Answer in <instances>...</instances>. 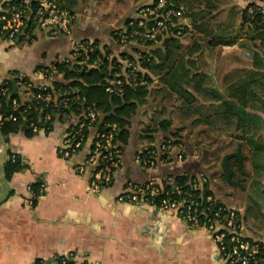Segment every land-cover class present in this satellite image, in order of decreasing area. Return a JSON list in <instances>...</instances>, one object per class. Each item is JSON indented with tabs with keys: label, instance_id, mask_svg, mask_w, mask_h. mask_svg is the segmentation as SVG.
<instances>
[{
	"label": "crops",
	"instance_id": "0c3cea01",
	"mask_svg": "<svg viewBox=\"0 0 264 264\" xmlns=\"http://www.w3.org/2000/svg\"><path fill=\"white\" fill-rule=\"evenodd\" d=\"M52 1L75 17L73 38L98 41L112 51V56H118L139 49V46H116L111 39V31L124 19L133 16L139 6L154 0ZM209 1L216 9L204 13L207 18L198 23L211 34L205 36L195 31L191 20L186 17L189 31L180 40L183 46H189L194 38H203L206 42L214 35L230 37L232 33L230 35L227 26L235 25V34L242 31L241 10L250 0L206 2ZM217 18L218 21H215ZM35 36V41L28 45L18 42V39L12 42L8 38H0V80L14 71L30 73L40 64L50 65L70 51V39L47 37L43 31H36ZM243 36H239L231 45L209 47L202 43L196 61L202 64L209 50L219 48L223 52L216 59L222 64L219 68L210 67L211 61L207 62V66L199 64L197 72L207 75L212 84L215 75L219 78L222 74L224 78L231 71L230 66L226 67L229 62L237 72L238 69H248L250 72L246 76L264 73V69L252 66L256 49L252 48L251 51L250 68H243L241 61L234 58L237 55L233 56V64L228 59L229 55H225L224 49L232 48L243 54V43L247 41ZM251 44H256V39ZM257 52L264 64V54ZM237 79L240 81L243 78ZM237 79L229 85L221 79L222 84L216 80V86L208 84L206 88L226 97V90L230 86L235 87ZM148 88L150 91L145 102L137 107L130 120L129 137L123 146L120 166L108 183L100 184L95 194L89 191L88 186L92 168L86 166L82 172L79 171L89 153L88 144L68 159L59 157L57 150L65 131L58 122L47 134L40 132L29 137L24 130L5 137L0 134V264H58L57 257L68 252L74 254V264H225L211 236L203 228L188 227L170 211H161L146 204L117 201L126 187L149 181L159 183L163 180V168L168 167L143 169L138 161L142 150L160 143L162 135L154 131L157 122L162 119L172 121V111L177 112L175 108L178 105L171 100V94L163 98L161 93L165 89H161L163 86L157 77L152 78ZM25 96L28 97L27 94ZM260 97L264 101V95ZM159 112L162 117H158ZM237 132L234 131V134L237 135ZM243 136L244 140L237 142L241 162L236 158L230 159L238 174L232 180L240 184L230 186H243L255 196V200L228 206L221 198V201L218 199L215 185L213 191L219 202L238 211L240 234L248 240L264 244V129L248 130ZM246 138L250 139V143ZM182 142L186 143L184 139ZM13 156H17L23 167L7 179L5 163ZM199 165V159L193 153H188L184 161L174 162L170 166L190 171L196 167L194 170L197 173ZM37 184L39 195L35 196L31 185ZM248 214L254 218L253 224L257 225H249ZM245 224L257 237L244 233Z\"/></svg>",
	"mask_w": 264,
	"mask_h": 264
},
{
	"label": "trees",
	"instance_id": "16d2710c",
	"mask_svg": "<svg viewBox=\"0 0 264 264\" xmlns=\"http://www.w3.org/2000/svg\"><path fill=\"white\" fill-rule=\"evenodd\" d=\"M19 1L0 0V14L7 15L8 11L16 6ZM170 1L175 5L182 4L186 8L184 10L185 17L191 20V26L195 31L205 36L211 34L210 31L198 23V21L207 18V16L203 15L204 13L208 14L216 9L210 1ZM259 2L262 3V0ZM246 7L247 4L241 10L240 26L244 28V32L240 30L241 32L230 37L221 34L214 35L212 39L206 42H204L203 38H194L190 45L185 47L180 41L189 31L185 28L181 35L171 33L148 44H135L139 46V49L120 53L118 56H112V51L100 45L98 41L73 38V23L70 36L57 37L70 39V51L66 56L55 60L50 65L40 64L30 73L11 72L10 76L0 80V134L5 137L20 130H24L25 135L29 137L40 132L47 134L54 123L57 122L64 127L65 132H69L71 129H77L80 124L87 123L85 115L87 108H91L98 115L93 124L90 126L85 124L81 129L83 143L77 152L86 144H88L87 147L90 151L96 141L97 134L111 130L114 135L113 144L120 150L122 156L123 146H125L129 137L130 120L135 115L137 107L145 102L150 91L148 86L152 83V78L156 77L163 86L161 89H165L161 93L163 98H168L169 94H171L174 96L171 100L178 103L176 109L180 121L188 120L192 125L204 122L208 128L213 127L215 122H226L235 130V127H240L241 122L248 119L245 114V108L252 98V96L250 97L251 87L258 84L256 78L259 74H248L238 81L235 87L230 86L226 90V97H224L222 93L206 88L211 79L207 75L197 72V61L195 58L202 50V43H206L209 47L231 45L241 35H244L243 37L251 42L255 39L264 40V20L262 16L254 13L252 17L248 18ZM125 21L126 19L123 22ZM123 22L118 26L122 25ZM36 31L42 32L43 30H36L29 23L24 32L27 38H23V35L21 38L14 37L11 41L15 42L18 39V42L28 45L35 41ZM43 33L49 37L46 31H43ZM113 34L114 29L110 33L112 41L114 38ZM0 38L3 39L4 36ZM77 42H83V46L75 51L74 45ZM114 44L118 47L130 45ZM257 51L253 54L252 66L255 69H264V64ZM123 61H131L140 66L141 71L136 74L138 85L135 87L125 86L121 95L108 94L104 90L105 79L115 74H121ZM38 69L51 72L50 75L47 74L48 79L46 81L41 77L32 75ZM141 81H144L145 84H139ZM27 85H30L29 89ZM41 86H44L46 92L50 94L51 100L49 102L37 101L25 96L28 91L36 94L42 89ZM131 99L134 101H131ZM207 102L208 104H206ZM194 103L206 106L207 115L202 116L199 114L198 110L193 107ZM11 116L15 119L12 120ZM47 116L49 118L46 119ZM148 129L149 127L146 128V131ZM154 131H159L162 135L160 142L166 143L168 141L170 145H179L182 148V161L186 159L188 153H193L192 147L187 143L183 144V139L180 138L179 134L172 133L173 129L171 128L170 120L162 119L158 121ZM177 131H180L179 128ZM230 133V136L238 138L239 141L244 140L243 134L236 135L233 131ZM246 139L250 143V139ZM59 146H61V142ZM146 149L155 155L161 153L159 142L157 146H149ZM147 150L144 149L140 152L138 155L140 160L150 159ZM211 155L215 156V154L206 152L199 160L200 167L198 169L200 170L198 172L202 171L207 177V182L202 185L201 189L205 196L209 194L215 196L213 179L216 174L209 173L207 168L201 167L202 164L208 162ZM22 167L17 156H13V159L10 158L5 163V177L8 179L13 173L20 171ZM194 169L197 168L194 167L191 171L173 166L163 168V180L159 182L163 188L161 196L171 195L175 188L188 190L196 172ZM94 171L95 168H92L91 174ZM31 191L35 196H38L39 184L31 185ZM128 191L129 187H126L125 192L127 193ZM157 199L159 198L157 197L154 201L156 202ZM260 246V253L264 254V244L260 243Z\"/></svg>",
	"mask_w": 264,
	"mask_h": 264
},
{
	"label": "built area",
	"instance_id": "2783aa9c",
	"mask_svg": "<svg viewBox=\"0 0 264 264\" xmlns=\"http://www.w3.org/2000/svg\"><path fill=\"white\" fill-rule=\"evenodd\" d=\"M254 13L260 14L264 20L263 2L250 1L247 3V17H252ZM74 21L73 15L58 8L52 0H20L8 11L7 15L0 14V37L4 36L10 40L14 37L21 38L29 23L36 30L46 31L51 38L68 37ZM185 28L189 29L182 4L175 5L170 0H155L150 4L139 6L133 16L126 18L122 25L114 28L113 41L118 45L148 44L171 33L181 35ZM23 38H27V35ZM82 44L83 42L75 43L74 50L80 49ZM121 71V74L105 79L106 93L121 95L125 86L138 85L136 74L141 71L140 66L131 61H123ZM47 74L50 75L51 72L38 69L32 75L46 81ZM139 84H145V82L141 81ZM27 88L29 89L30 85H27ZM41 88L36 94L28 91L27 95L37 101L49 102L50 94L46 92L44 86ZM97 115L95 110L87 108L85 115L87 123L63 133L61 146L57 150L59 157L68 159L77 152L83 143L81 129L85 124L89 126L93 124ZM10 118L15 119L12 116ZM113 137L111 130L97 134L93 148L89 151L82 167L79 168L80 172L86 166L95 168L88 183L91 193H98L100 184L108 183L120 166L121 153L113 144ZM159 144L160 154L155 155L145 148L150 159L140 160L138 156L143 169H156L182 161L183 150L179 145L176 146L178 149L175 155H170L168 147L173 145H170L168 141ZM206 178L202 171L197 172L188 190L175 188L169 196L168 194L161 196L163 188L155 181L132 185L127 193L118 196L117 201L146 204L161 211H170L175 213L188 227L203 228L211 236L225 264H264V254L260 253V243L248 240L240 234L238 211L224 206L213 194L206 196L203 194L201 189L202 185L207 182ZM157 197L159 199L155 202ZM74 258L72 252L60 254L57 257L58 264H74Z\"/></svg>",
	"mask_w": 264,
	"mask_h": 264
},
{
	"label": "rangeland",
	"instance_id": "374dc122",
	"mask_svg": "<svg viewBox=\"0 0 264 264\" xmlns=\"http://www.w3.org/2000/svg\"><path fill=\"white\" fill-rule=\"evenodd\" d=\"M260 0H258L259 2ZM264 2V0H262ZM141 3V2H140ZM186 8L184 7V10ZM185 12V11H184ZM215 21H218V18L215 19ZM230 32H232V35L235 34V28L236 26L231 25L230 28L227 26ZM244 32V28L242 29ZM229 32V33H230ZM237 32V31H236ZM228 33V34H229ZM231 35V36H232ZM250 35V34H249ZM244 44V49L243 54L238 53L235 49H224L225 55H229L228 59L232 60L233 64V59L235 58L236 60H240L239 62L242 64L243 68H250L251 67V51L252 48L256 49L258 51H261L262 54H264V40L261 39H256V44H251V41L245 40ZM223 51H219V48H214L208 51V56L206 57L205 60L202 61V64L197 60V65L200 64L203 66L209 65L207 62H210L211 65L210 67H218L221 62H219L216 59V56H218L219 53ZM237 55L236 57L233 58V56ZM230 63V64H229ZM226 67H229L230 72L226 73V75L222 76V74L219 76V78L216 77L213 78L214 82H210V85L216 86V80L219 81V83L229 85L232 84L237 77L244 78L248 72H250L248 69H238V72L233 68L231 65V62H229ZM219 68V67H218ZM236 71V72H235ZM244 75V76H243ZM222 80V82L220 81ZM257 82L258 79L261 82L260 84L258 83L257 85H253L251 87L250 91V97L252 96L253 99L250 100L249 104H247L245 108V114L246 117L248 116V119H245L243 122H241L240 127H235V129L238 130H233V127L228 125L226 122H215L214 126L211 128H208L204 122H201L198 125H192L190 121H180L179 115L176 112V110L172 111V133H177L179 134L181 139H184L186 143L192 147V152L193 155L197 157V159H201V156H203L206 152L215 154V156L211 155V158L208 160V162L202 164L203 168H207L209 173H217L215 175L214 184L216 187L215 190L219 196V200H221L228 206L234 205L235 203L242 204L243 202H250L255 200V196L248 190L244 189V187H237V186H230L221 172L220 169V164L222 157L225 154L235 152L236 147H237V142H239L238 138H234L233 136H230L231 131H238L237 134L239 133L240 135L244 134L248 130H263L264 129V101H262V97L260 95H264V73H260L257 75ZM238 81V79L236 80ZM223 92V90H221ZM259 96V99L257 97ZM174 98V96L172 95ZM200 100V99H199ZM256 101V102H255ZM193 107L196 108L202 116L207 115L208 110L206 109V106L200 105L198 103H194ZM176 109V108H175ZM158 117H162L160 112L158 113ZM179 128L180 131H177ZM208 132V133H206ZM169 152L168 154L170 155H175L177 152V147L171 146L168 147ZM246 151V150H245ZM210 157V156H209ZM229 168L232 172V178L237 177L238 174H236V167L235 164L233 163V160L229 161ZM234 166V168L232 167ZM239 167V172L240 171V166ZM237 167V169H238ZM221 186L219 188V186ZM239 188V189H238ZM230 190V191H229ZM215 193V192H214ZM220 200V201H221ZM221 203V202H220ZM225 206V205H224ZM227 207V206H226ZM239 207V206H238ZM249 220L248 223L249 225H257L253 224L255 222L254 218H251V215L248 214ZM244 233L246 235L250 236H256L252 229L248 227L247 224L244 225ZM257 237V236H256Z\"/></svg>",
	"mask_w": 264,
	"mask_h": 264
},
{
	"label": "water",
	"instance_id": "95a60500",
	"mask_svg": "<svg viewBox=\"0 0 264 264\" xmlns=\"http://www.w3.org/2000/svg\"><path fill=\"white\" fill-rule=\"evenodd\" d=\"M232 158H236L239 162H241L242 156L239 152V145H237V149L235 150V152L225 154L222 157L221 164H220V169H221V172L223 173V175L225 177L226 182L229 185H239L240 184L239 182H234L232 180V172L229 168V160Z\"/></svg>",
	"mask_w": 264,
	"mask_h": 264
}]
</instances>
